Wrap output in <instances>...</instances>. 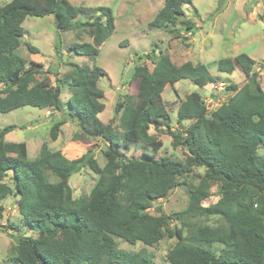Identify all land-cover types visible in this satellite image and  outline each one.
<instances>
[{"label":"trees","instance_id":"1","mask_svg":"<svg viewBox=\"0 0 264 264\" xmlns=\"http://www.w3.org/2000/svg\"><path fill=\"white\" fill-rule=\"evenodd\" d=\"M191 2L164 0L149 25L179 37L181 31L190 32L195 27L190 20L183 28L173 26L183 16V6ZM28 3L36 7L30 8ZM95 10L97 15L89 21L80 20L87 10L68 0H9L0 5V112L22 106L58 111L63 107L66 119L77 122L81 136L99 137L106 143L103 165L92 156L68 159L59 150H50L46 142L40 145L36 158L28 159L25 142L3 139L17 126L0 128V218L2 200L14 194L21 224L33 234L15 237L14 259L18 264H155L145 249L127 252L116 246L115 238L151 246L165 230L177 237L167 254L169 264H264V158L258 153L260 145L264 146V89L252 71L255 60L243 52L217 60L219 72L231 74L239 66L247 81L239 88L230 83L227 89L234 93L212 110L195 91L180 103L177 122H192L183 133L167 132L174 145L187 149L184 161L154 158L148 153L127 158L119 147L121 140L127 145L145 143L153 151L162 145L148 130L150 125L158 129L161 120L169 119L162 97L167 84L188 78L202 87L218 78L202 63L184 61L175 65L161 51L152 68L136 64L132 72L138 81L136 98H124L122 133L98 118L104 109L103 91L98 87L106 74L102 67L72 65L68 77L60 79L72 91L65 103L60 101V85L45 80L30 84L41 72V65L27 62L16 52L24 35V19L53 14L59 17L56 27L61 31L89 27L92 42L72 43L69 50L94 59L114 29L110 8L100 6ZM258 18L264 24V9ZM25 45L31 53H38L37 47ZM55 51L60 52L57 45ZM63 123L60 120L51 125V140L57 138ZM84 166L97 179L89 194L75 198L69 178ZM193 166H201L204 171L189 191L183 214L193 218L219 216L226 225L185 223V234L181 227L173 231L166 227L170 216L159 207H155L158 215L148 209L155 200L167 197ZM8 171L12 172L13 187L4 181ZM47 172L57 181L45 182ZM213 182L217 183L219 197L215 203L202 206ZM11 227L19 230L16 225ZM215 242L224 246L218 254L210 249Z\"/></svg>","mask_w":264,"mask_h":264},{"label":"rangeland","instance_id":"2","mask_svg":"<svg viewBox=\"0 0 264 264\" xmlns=\"http://www.w3.org/2000/svg\"><path fill=\"white\" fill-rule=\"evenodd\" d=\"M9 0H0V5ZM75 7L87 10L80 20L92 21L98 12V7L106 6L111 10L114 29L112 33L99 46V53L91 59L86 55L69 50L72 43L92 42L89 27L61 31L56 27L58 16L53 14L45 16H27L22 22L24 35L20 37L17 54L27 62H38L41 72L35 75L30 84L45 80L52 85H60V101L65 103L70 98L72 91L68 83H60V79L68 77L73 69L72 65L102 67L106 74L98 82V87L103 91L102 102L104 109L98 118L109 123L118 133H122L124 125L120 119L122 104L125 97L136 98L137 79L132 77L133 68L141 63L152 68L160 51L167 53L175 65L184 61L193 64L202 63L209 72L217 76L218 81L197 86L188 78H183L173 85L167 84L162 92L169 119L160 121L159 128L150 125L149 134L154 139L161 141L158 150L153 151L145 143L124 144L120 142L122 154L127 158H138L143 153L151 154L154 158L167 156L173 160L184 161L188 156L187 149L182 145H174L173 138L168 130L173 133H183L192 122L184 119L177 122L176 111L180 103L190 92L200 93L208 110H212L234 92L227 86L235 84L241 87L247 78L239 66L231 74L219 72L216 68L217 60L223 57L233 58L239 53H246L255 60L252 71L257 73V79L264 89V24L258 15L264 9V0H192L183 6L184 14L179 17L173 26L183 28L190 20L195 27L190 32L181 31V36L169 33L166 30L149 25L154 14L162 6L164 0H68ZM35 8L36 4H29ZM59 11V16H61ZM91 13V14H90ZM25 43L37 47L38 53H31ZM59 48V54L55 51ZM29 66V63L26 64ZM66 108L60 111L54 108H37L22 106L8 112H0V128L6 125L17 127L5 135V140L20 142L27 146L28 159L38 155L39 147L46 142L50 150H59L68 159L81 155L92 156L103 165L105 158L102 149L105 141L99 137L81 136L77 122L66 119ZM64 121L60 126L57 138H49L51 125L56 121ZM258 153L264 158V146L260 145ZM204 168L193 166L188 174L179 180L167 197L155 200L148 212L158 215L160 211L169 215L170 220L166 227L172 231L181 227L185 234L188 230L185 223L197 222L210 227L225 226L226 222L219 216L190 217L183 214L188 203L189 191L199 182ZM97 175L87 166L73 173L69 178V185L73 197L89 194ZM47 183L55 182L54 175L44 174ZM4 181L11 187L12 172H6ZM210 196L202 201V206L215 203L219 197L217 183H211ZM4 211L0 218V264H18L14 259L13 244L16 236L24 233L32 234L21 224L17 207V196L7 195L2 200ZM11 225H16L19 230L14 231ZM13 234V237L11 236ZM33 235V234H32ZM116 246L127 252H137L145 249L155 264H169L167 254L177 241L176 236L169 235L165 230L163 237L151 246L136 242L129 244L120 238H115ZM224 246L218 242L212 244L210 249L218 254Z\"/></svg>","mask_w":264,"mask_h":264},{"label":"crops","instance_id":"3","mask_svg":"<svg viewBox=\"0 0 264 264\" xmlns=\"http://www.w3.org/2000/svg\"><path fill=\"white\" fill-rule=\"evenodd\" d=\"M6 135V134H5ZM5 135L3 136V139L5 140ZM7 141V140H6Z\"/></svg>","mask_w":264,"mask_h":264}]
</instances>
